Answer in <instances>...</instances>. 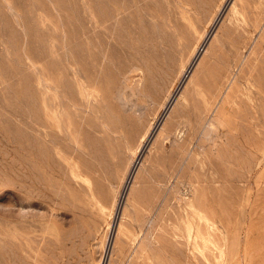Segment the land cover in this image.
Listing matches in <instances>:
<instances>
[{"label":"rangeland","instance_id":"374dc122","mask_svg":"<svg viewBox=\"0 0 264 264\" xmlns=\"http://www.w3.org/2000/svg\"><path fill=\"white\" fill-rule=\"evenodd\" d=\"M93 2L0 0V264H264V0H146L107 58ZM46 98L77 137L30 188Z\"/></svg>","mask_w":264,"mask_h":264},{"label":"bare ground","instance_id":"6f19581e","mask_svg":"<svg viewBox=\"0 0 264 264\" xmlns=\"http://www.w3.org/2000/svg\"><path fill=\"white\" fill-rule=\"evenodd\" d=\"M95 1V0H94ZM260 2V0H254L253 6L255 3ZM106 6L108 5L110 10V14L107 15L106 19L109 23H106L104 21L102 29H99L98 27V7L96 2H93L91 5L92 12H93V21H92V28H91V34H90V42L92 46V50L99 55V57L107 58L108 49L110 46H115L119 50L125 49L122 42L117 38V35L120 34L121 36L123 34H127L135 36L137 33V23L134 16L138 13L142 12V9L144 8L146 4V0H105ZM249 11L248 13L252 14L253 12H258V10L255 7L247 6ZM243 12L241 13V18L246 20L247 23L249 14L245 12V10L242 8ZM143 14V13H142ZM248 14V15H247ZM144 16V15H143ZM252 19L253 22L256 23L255 28L261 29V32H264V22L258 21V18H254L253 15L251 17L249 16V19ZM251 20V21H252ZM250 21V22H251ZM264 21V20H263ZM259 22V23H258ZM250 25L252 23H249ZM247 25V24H245ZM245 25H243V28H247ZM248 26V25H247ZM261 49H264V46H258ZM255 48V49H254ZM255 51L257 49V46H254ZM197 56V55H196ZM64 74L66 73V69H61ZM77 78L80 79V73L78 70L75 71ZM89 83H91L90 80H88ZM46 86H49V83H46ZM260 92H264L260 88ZM88 103V102H87ZM59 102H55L51 104L47 98L45 102V113L44 118L41 120V126L42 128L39 131V137L42 146L38 149L35 147L36 144L33 143L32 140L28 142V144L25 146V153L28 157L26 159L27 162H24L26 165L25 168L26 171H24V164L21 166L24 169L20 168L18 166L19 170H23L24 172L28 173L23 175L25 176L24 180L26 181L25 184L26 187H32V188H44L46 189L51 183L48 180V177H52V175H56L58 171L67 169L68 165L65 164L62 161H58V159H54L51 156V150L55 151L54 153H69L73 154V151L69 150L68 147L65 145V141L67 139L76 138L74 135V129L71 128V122L62 119V116L59 111ZM90 105V104H89ZM84 111V109H82ZM54 127L56 131H52L50 128ZM44 144V145H43ZM40 149V151H38ZM42 150V153H40ZM46 151V154L44 151ZM14 165V164H13ZM40 165V166H39ZM28 166V167H27ZM14 167V166H13ZM15 167L17 165L15 164ZM14 167V170H15ZM39 169L40 174L41 172H45L44 178H38L37 180L35 173L39 172L36 171V169ZM37 169V170H38ZM13 170V169H12ZM13 170V171H14ZM17 170V168H16ZM22 171V172H23ZM17 172V171H14ZM18 173V172H17ZM16 174V173H14ZM46 178V180H45ZM23 184V186L25 185ZM25 187V186H24ZM22 189V188H21ZM24 236V235H23ZM10 244V243H9Z\"/></svg>","mask_w":264,"mask_h":264}]
</instances>
